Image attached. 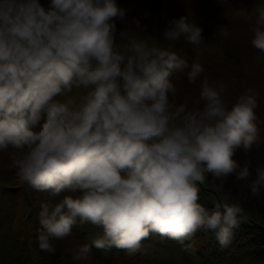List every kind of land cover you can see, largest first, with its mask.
<instances>
[{
	"label": "clouds",
	"instance_id": "9594fccd",
	"mask_svg": "<svg viewBox=\"0 0 264 264\" xmlns=\"http://www.w3.org/2000/svg\"><path fill=\"white\" fill-rule=\"evenodd\" d=\"M256 11L251 44L264 53V6ZM125 16L116 0H0V152L11 149L19 181L50 197L39 205V248L55 254L53 241L82 225L100 232L76 261L93 248L136 255L153 235L183 243L197 231L225 248L248 217L227 195L205 207L200 185L210 174L219 192L234 175L252 197L264 190V169L252 178L234 159L260 143L258 97L248 89L229 106L224 86L204 79L202 106L173 103V75L190 68L195 84L202 65L118 33ZM182 37L204 42L188 17L163 32L167 42Z\"/></svg>",
	"mask_w": 264,
	"mask_h": 264
},
{
	"label": "rangeland",
	"instance_id": "374dc122",
	"mask_svg": "<svg viewBox=\"0 0 264 264\" xmlns=\"http://www.w3.org/2000/svg\"><path fill=\"white\" fill-rule=\"evenodd\" d=\"M40 2L48 4V0ZM116 3L126 12L124 21H116L118 33L126 31L129 37L167 47L189 66L193 62L202 65L204 71L195 84L187 80L190 68L173 75L172 82L177 89L176 95L170 96L173 103H187L189 108L202 106V102L197 105L196 101L204 79L224 86V98L229 106L248 89L257 95L255 112L260 143L247 153L238 150L234 157L239 164L249 166L254 178L257 168L264 169V53L252 46L251 39L256 10L264 6V0H116ZM180 17H188L202 28V44L191 45L183 37L175 42L163 40L169 22ZM222 26L229 32L227 37L219 34ZM126 44L127 39L117 37L118 47ZM11 152V149L0 152V264H264L261 243L247 241L230 249L212 245L204 237L193 236L180 243L158 235L145 240L136 255L130 256L115 248L108 252L93 248L87 261H76L72 258L76 249L91 243L100 232L92 225L74 227L71 236L53 241L55 254L44 252L35 241L40 229L38 212L40 203L50 197L19 181L15 170L10 168ZM212 183L213 177L209 174L204 186L210 187L218 199L227 195L229 203L239 202L245 213L257 212L264 203V190L252 197L250 188L234 175L227 177L219 192L210 186ZM215 183L219 185L220 181ZM255 219L264 224L261 219Z\"/></svg>",
	"mask_w": 264,
	"mask_h": 264
},
{
	"label": "trees",
	"instance_id": "16d2710c",
	"mask_svg": "<svg viewBox=\"0 0 264 264\" xmlns=\"http://www.w3.org/2000/svg\"><path fill=\"white\" fill-rule=\"evenodd\" d=\"M200 188L201 199L199 202L205 207L211 209L213 207V203L219 201L220 199H218V197L216 198V196H214L210 192V187L207 188L204 185H200ZM245 214L248 217L247 221L242 222L240 226L234 230L233 239L231 243L225 248L234 249L247 241H249L251 244H264V224L263 222L255 219L259 218L264 221V203L259 207L257 212H250ZM194 236L204 237L208 243L219 246L218 242L215 240L211 232L197 231ZM35 241L39 247L38 239H36Z\"/></svg>",
	"mask_w": 264,
	"mask_h": 264
}]
</instances>
